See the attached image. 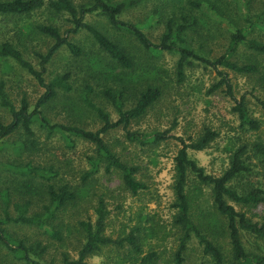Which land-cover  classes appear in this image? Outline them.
<instances>
[{
    "label": "rangeland",
    "instance_id": "obj_1",
    "mask_svg": "<svg viewBox=\"0 0 264 264\" xmlns=\"http://www.w3.org/2000/svg\"><path fill=\"white\" fill-rule=\"evenodd\" d=\"M3 1V0H0ZM75 6L85 4L88 0H71ZM115 2L122 0H113ZM193 0H144L121 15V19L139 24L149 39L159 42L165 32V23L172 19L175 24L182 23V17L188 19V29L184 32V46L197 55L215 60L225 54L229 45L230 35L234 28L245 26L246 17L256 18L257 25L249 35L250 38L264 43V0H203L214 9L209 13L190 8ZM29 14L0 15V46L3 42L12 43L37 70L40 68L38 54L47 53L54 41L37 30L38 25L57 26L62 35L73 27L71 16L67 13L54 14L46 5ZM155 12L157 21L149 25V19ZM85 21L96 26L105 34L113 37L112 31L102 15L86 14ZM68 40L75 43L82 51L80 56H73L67 47L61 46L52 59L45 65L43 74L45 82L55 76L69 73L68 80L71 90L59 91L58 96L42 107L43 115L52 124L74 126L85 130H97L102 122L96 113L83 100L84 88L87 84L93 87L91 101L106 112L112 121L118 119L117 112L102 91L110 89L121 92L125 109L132 108L138 95L147 87H162L161 97L148 112L138 120L132 121L130 131L139 135L155 131H169V135L188 138L196 136L202 129L210 127L218 132V137L204 150H189V154L207 174L219 176L229 166L230 151L239 143L248 144L246 164L251 171L235 178L232 186L240 193L251 188L264 190V154L258 153L253 146L259 143L264 148V60L240 46L232 55L231 61L238 64L252 63L258 66L254 74L236 73L225 67H218L224 72L232 86L236 99L245 96L247 106L259 123L258 130L241 127L237 114L232 110L233 100L226 95L224 87L210 91L220 76L216 70L198 61L185 68L183 82L177 81L176 63L178 54L169 51L152 53L145 50L133 38H124V45L134 58V66L130 70L113 67L112 60L94 42L91 35L81 30L76 34H68ZM0 81L12 104L18 108L25 99L30 108L43 94L44 88L37 80L21 67L16 61L0 55ZM11 120L7 108L0 104V122ZM36 132L37 145L31 149L21 146L22 137L13 134L0 147V164L8 169L0 170V218L3 217V191L9 189L10 203L8 212L16 216L13 204L23 203L26 199L32 202L28 215L43 212L48 204L45 180L39 177L20 176L14 167L24 166L32 161L33 165L48 166L54 164L63 167L60 171V182L56 185L68 184L78 195L74 204L69 203L59 209L53 223L54 229L60 230L63 241L51 238L36 225L10 222L5 225L6 231L14 239H23L27 245L40 246V255L35 258L47 262L54 260L59 264L62 252H68L72 258L77 256L83 240L79 233L78 222L93 220L94 207L99 196L104 195L109 220L107 233L110 236L128 233L138 221L142 223L147 235L151 234L150 225L155 226V235H149L144 253L149 248L159 252L157 264H173V254L179 243L180 229L173 222L176 212L171 203L174 200L173 157L180 148L175 139L158 143L142 144L131 142L125 137V130L120 126L103 138L112 151L122 161L139 167L137 179L146 184V188L137 194L126 189L117 173L105 172L102 162L86 180L82 178L91 169L90 159H95L94 146L88 142L72 137L74 147L70 148L58 132L47 137L38 123L32 125ZM55 167V168H56ZM59 177V176H58ZM33 178L34 192L31 196L25 189H20L22 180ZM52 182V181H51ZM198 192V191H197ZM193 196V195H192ZM196 197V196H195ZM193 212L195 222H199L200 214L213 212L208 188L197 193ZM234 204V203H233ZM236 210L243 212L252 221L264 218V200L255 206L234 204ZM210 215V214H208ZM243 237L246 248L251 252H264V242ZM225 241L227 246L226 239ZM101 255L88 259L91 264H133L127 246L124 249L111 248ZM136 263H139L136 262ZM0 264H23L13 258L5 250L0 251ZM184 264H211L210 259L202 253L196 238H191L186 252Z\"/></svg>",
    "mask_w": 264,
    "mask_h": 264
},
{
    "label": "trees",
    "instance_id": "obj_2",
    "mask_svg": "<svg viewBox=\"0 0 264 264\" xmlns=\"http://www.w3.org/2000/svg\"><path fill=\"white\" fill-rule=\"evenodd\" d=\"M144 0H122L115 2L113 0H88L87 3L75 6L71 0H48L47 7L54 14L67 13L71 16L73 27L67 29L65 35L60 33L57 26L38 25L37 30L49 36L53 45L45 54H38L40 58V68L37 70L28 62L22 53L10 42H3L0 46V55L16 61L21 67L25 68L32 75L39 85L44 88L43 94L37 99L34 107L30 108L25 99H22L20 106L16 108L12 104L4 90V85L0 81V104L8 109L11 120L9 123L0 122V147L5 144V140L13 134H19L22 137L20 147L25 149L34 148L37 145L36 132L32 125L37 122L41 130L47 132V137L60 133L70 148L74 147L72 137L82 139L94 146L95 159H90L91 169L82 178L85 180L93 172H97L100 163L105 164V172H115L118 174L122 185L130 190L132 194H137L146 188V184L137 179L139 167L129 165L122 161L104 141L103 136L109 131L122 127L125 130V137L131 141H139L142 144L149 142L158 143L168 139H175L179 142L180 148L173 157V194L174 200L171 207L176 211L173 215L174 224L180 229L179 243L173 254V264H184L186 261V252L189 240L196 238L205 257L210 259L211 264H264V252L256 253L249 251L244 243L243 237L253 238L256 241L264 242V218L262 221H252L243 212L236 210L234 204L243 206H255L264 200V190L251 188L240 193L232 186L235 178L248 173L250 168L246 164L248 154V144L239 143L230 151V162L228 168L219 176L207 174L197 162L192 159L189 150L201 151L218 137V132L210 127H204L196 136L183 138L180 136L169 135V131H155L139 135L128 129L132 121L143 117L154 103L162 95V87L152 85L142 91L132 108L125 109L123 95L121 92H113L110 89L102 91L104 97L114 106L118 119L112 121L109 115L100 107H97L91 101L93 87L87 84L83 92L85 104L92 109L102 122L101 128L97 130H85L74 126H64L50 123L43 115L42 107L58 96L59 91L67 92L71 90L69 85V73L55 76L49 82H45L43 74L46 71L45 65L52 59L54 54L61 46L68 48L73 56H80L81 49L72 41L68 40V34H76L84 30L88 32L98 48L102 50L112 60L113 67L130 70L134 66V58L124 45V38H133L145 50L158 53L163 51L174 52L178 54L176 63L177 81L183 82L185 77V68L192 65L193 61H198L210 66L220 76L219 82L214 85L210 91H215L224 87L227 96L234 102L232 110L237 114L241 127H247L249 130H258L259 123L252 117L247 106L245 96L236 99L230 81L224 72L218 70V67H225L236 73L254 74L258 72V66L252 63L238 64L231 61L232 55L236 50L243 46L245 49L256 54L264 60V43L249 37L252 30L257 25L256 18L246 17L245 26L234 28L230 35L229 45L225 54L215 60H209L197 55L193 50L184 46V32L188 29V19L182 17L180 24H175L172 19L165 23V32L159 39V42H153L148 38L139 24L131 23L121 19L124 11L135 7ZM45 5L44 0H3L0 1V15L29 14ZM214 5L208 4L203 0H193L190 2V8L197 9L201 12L209 13V9H214ZM96 13L102 15L112 31L115 32L113 37L102 32L96 26L84 20L86 14ZM156 13L153 12L149 19V25L157 21ZM260 15L259 18L263 17ZM264 31V28H262ZM255 149L258 153L264 154V148L261 144L255 143ZM248 157V156H247ZM32 161L27 162L24 166L14 167V171L20 176L39 177L45 180L46 194L48 195V204L44 206L43 212L28 215L32 202L26 199L25 202H15L13 204L15 217H11L8 212L10 197L9 189L3 191V217L0 218V251L11 255L23 264H56L54 260L47 262L40 261L35 257L38 246L27 245L23 239H14L6 231L5 225L14 222L26 225H36L51 238L63 241V236L58 229L52 226L55 221L56 212L69 203L74 204L78 199L75 188L68 184L56 185L61 181L60 171L63 167H56L54 164L48 166L33 165ZM56 167V168H55ZM1 169H8L7 165L0 164ZM59 176V177H58ZM33 178L22 180L20 189L26 190L31 196L34 192ZM52 181V182H51ZM208 188L211 198V207L213 212L200 214L199 222H195L193 212L196 204L197 193ZM198 191V192H197ZM193 195V196H192ZM196 196V197H195ZM234 203V204H233ZM95 218L93 220H81L78 224L79 233L82 234L83 240L77 256L72 258L68 252H62L59 264H91L88 259L101 255L104 250L111 248L124 249L126 246L132 253L129 260L133 264H157L159 252L149 248L144 253L143 247L149 245L147 238L149 235H155L157 228L149 226L151 234L147 235L143 224L139 221L130 228L128 233H120L113 237L107 233L109 211L104 199V195L99 196L96 206L94 207ZM226 239L227 246L225 241ZM139 263H136L138 262Z\"/></svg>",
    "mask_w": 264,
    "mask_h": 264
}]
</instances>
